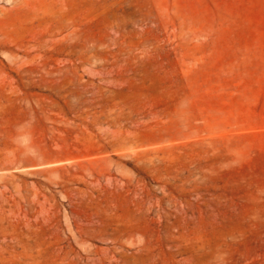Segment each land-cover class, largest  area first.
<instances>
[{
	"label": "rangeland",
	"instance_id": "rangeland-1",
	"mask_svg": "<svg viewBox=\"0 0 264 264\" xmlns=\"http://www.w3.org/2000/svg\"><path fill=\"white\" fill-rule=\"evenodd\" d=\"M0 264H264V0H0Z\"/></svg>",
	"mask_w": 264,
	"mask_h": 264
}]
</instances>
